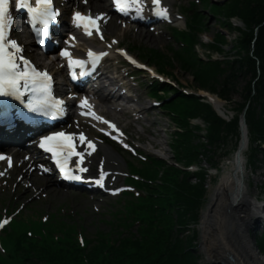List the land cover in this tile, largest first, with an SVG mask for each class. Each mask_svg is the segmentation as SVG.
<instances>
[{
    "label": "rangeland",
    "instance_id": "obj_1",
    "mask_svg": "<svg viewBox=\"0 0 264 264\" xmlns=\"http://www.w3.org/2000/svg\"><path fill=\"white\" fill-rule=\"evenodd\" d=\"M193 0H188L187 2L183 3L184 6H182V12L184 15H187L188 12L186 11L187 8L185 5H188ZM214 1L215 5L219 7V10H221L222 14H216V15H211L209 13V6L208 5H202L200 2V5L202 6L200 8V16H202L203 24H204V31H200V40L199 43L194 47L193 54L196 55V59L193 57L192 53L186 52V51H180L178 50L177 47L173 46L170 42L171 39V32L172 29H166L167 32H163V38L156 39V40H146L145 38H141L136 36H132L131 34L127 35V37L124 39L125 42H123L124 46L128 47V45L131 47L132 44H135L137 46H140L141 49H146L149 50L150 48L152 49H159L161 52L165 54V59L166 61H170V65L173 67H167L166 70L169 68V71L174 73V79H178V81L182 82L180 85L187 89L188 91L193 90V85L199 84V85H204L203 83H200L198 79L196 80V74H192V69L185 67L183 64L184 58H188L191 56L195 60H201V63L208 67L213 64V62H216V59L219 58V54L217 50L221 47L219 45L217 46L216 44L212 45L211 41L215 40V42L219 43L217 39L221 42V44L225 42H230L233 41L232 38L236 35V33L239 35V27L242 28V31L248 30L247 26L244 25L240 20L233 19L235 27L232 25L233 28L229 27L226 25L228 23L227 21L223 18L224 15L230 16L231 13L228 12V7H225L228 5V3H232L233 0H227L228 2L225 3V6L222 5L221 1L222 0H212ZM254 4V3H253ZM178 5V3L176 4ZM182 5V3H181ZM175 13H178V8H175L174 10ZM181 19V18H180ZM179 19V20H180ZM183 19V18H182ZM178 20V19H177ZM184 20V19H183ZM238 22V23H237ZM238 24V25H237ZM181 27L183 26L182 20L180 21ZM239 26V27H238ZM223 34L222 36L218 37L219 35ZM161 34V35H162ZM119 38L120 33L117 32L115 33ZM166 38V39H164ZM169 39V40H168ZM255 40V39H254ZM253 40V41H254ZM202 43V45L200 44ZM255 44V43H254ZM228 47L225 45L224 46V51ZM137 51V50H135ZM138 52V51H137ZM139 53V52H138ZM187 54V55H186ZM200 64V62L198 63ZM202 66V65H201ZM199 66V67H201ZM198 67V66H197ZM194 71V70H193ZM240 72V71H239ZM258 74H260V71L258 70ZM238 77H235L234 80L236 81L232 87L235 90V86H237V90L233 92L232 100L234 103L241 104L244 101V97L241 96L240 89L244 88L245 84H247L246 79L247 77L242 75V73L237 74ZM242 75V76H241ZM194 78V79H193ZM193 81L195 83H193ZM136 84V82H134ZM209 83V82H206ZM148 82L145 79L139 80V89H137V93L142 95L141 100L146 102L148 100L147 98V90L145 87L147 86ZM184 85V86H183ZM196 90H198L196 87H194ZM200 89H205L204 87H199ZM203 91V90H201ZM198 93V92H197ZM173 94H169L168 96H171ZM251 102V107L252 111L257 109V114L260 115L264 114V108H255L254 102ZM249 102V104H250ZM259 102H262V100H259ZM149 104H152V100H149ZM226 104V103H225ZM228 106H231L230 104H226ZM112 116L117 117L122 121V123L127 127V132L131 138H135L134 135L139 136L141 135L144 126L141 123L135 122L133 120H130L129 118H125L121 115V113H116L113 112ZM167 114L166 112H163L160 110V108H155L153 111L149 112V114H144V117L146 119H156L158 122L157 125L153 127L154 134L148 133L146 130L144 140L146 142H142V147L150 150L157 152L159 154H163L165 156H170V152L168 151V131L171 130L170 127V122L169 119L166 117ZM230 127H228L229 129ZM233 130V128H232ZM152 131V130H151ZM234 131V130H233ZM139 133V134H138ZM231 138V135L228 137V139ZM149 140V141H148ZM158 147V149H152L151 145ZM231 147V141L228 143V146L225 147V149ZM223 149V150H225ZM216 151V150H214ZM217 159L214 161L216 165H219L223 169V160L226 159L222 149H218L216 151ZM99 157H97L98 159ZM132 161H135V159L131 158ZM247 150H246V155H245V160L247 161V169H246V178L247 181L250 183V191H251V196L253 198L259 197L261 195L262 189L264 188V164L262 162L256 163V168L252 166V163L247 160ZM226 162V161H225ZM228 162V161H227ZM231 162V161H230ZM262 163V164H261ZM109 166L115 167L116 164L113 162H108L107 163ZM124 168L125 166L122 165ZM220 168V169H221ZM219 180V178H218ZM210 181H208L209 183ZM217 183L214 184H206L203 185L204 188L208 190V196L210 197V193L212 192L213 188L216 186ZM49 185H44L43 190L41 193L49 191ZM206 190H204L203 194L205 193ZM75 198H67V195L64 196L63 199L58 198L56 203H60L62 206L65 208V215L64 217L68 216V213H70L73 216V221H71V224L75 226L77 224L78 226H82L84 228V232L86 234V237L88 239H91L94 241V237L97 235V232L99 230L101 231H108L110 229V224L108 221H110L113 217V213L115 210L119 211L120 210V204L119 202H115L114 199L117 197H109V196H104L100 198H95L91 199L90 195L88 194H81V193H76ZM121 196V195H120ZM53 197V196H52ZM37 196L34 195H26L25 191L20 190V189H15L14 187L10 188L9 196L5 200L0 199V209L2 210V214L6 212L7 208L8 210H15L20 206V205H31L33 202L32 200H35ZM263 199V197H262ZM261 200V199H260ZM263 201V200H262ZM47 206L45 207V209ZM4 210V211H3ZM35 212V211H33ZM31 211H27V213H23V215L33 213ZM1 214V215H2ZM36 214H39L36 212ZM18 214L15 215V217ZM18 219H21L19 216ZM18 228L17 226V221H15V224L13 225V230L16 233V229ZM197 230L199 231V236L200 237V242H202V232L200 231V225L199 227H196ZM53 229V224L50 223V221H47V214H41V215H35L33 216L32 219L28 220V223L26 224L24 231L22 234H26V240L27 241H34L37 245L39 246H45L46 240H50L51 242L54 243V245H49L51 248H57V247H62V242H65L67 244L72 245L74 243V238L76 234L78 235L77 232H66L64 231L63 234H57L55 231H50ZM51 233L52 237L49 236V233ZM260 231V229H258ZM253 235V234H252ZM15 236H18L15 234ZM254 240V236L252 238ZM4 240V237H3ZM255 244V240H254ZM200 248V247H199ZM204 255V254H203ZM261 257H264V255L259 254ZM205 256V255H204ZM16 260H19L21 262V257L16 258Z\"/></svg>",
    "mask_w": 264,
    "mask_h": 264
},
{
    "label": "trees",
    "instance_id": "obj_2",
    "mask_svg": "<svg viewBox=\"0 0 264 264\" xmlns=\"http://www.w3.org/2000/svg\"><path fill=\"white\" fill-rule=\"evenodd\" d=\"M254 3V4H253ZM233 7V9H231ZM215 12H219V7H213ZM228 12L238 14L242 20L245 22L248 30L244 31L243 37L240 38L239 42L245 51V55L240 54V58L234 63H228L226 67L230 68L231 74L228 73L229 78L234 80V76L242 73V75H248V72L253 74V78L256 77V96L248 94H243L244 101L239 104V108L242 110L246 104L250 101L254 102L255 108H264V0H233L231 7L228 8ZM258 28L257 39L255 42V50L253 55L250 54V47L252 41L255 38V31ZM156 61L160 63H165L164 55H157ZM249 64L250 67H246ZM259 66V67H258ZM237 68V74L234 75L233 72ZM258 70L260 74H258ZM240 71V72H239ZM248 71V72H247ZM253 71H256L253 72ZM198 79L204 85L196 84L197 87H204L205 89L218 93L224 99H231V95L234 91L231 81H227L226 78H220L223 74V68L221 63L218 61L213 62L211 66L202 65L200 68H195L193 71ZM224 74L223 77H225ZM253 78L252 81H247L246 87L251 90L253 89ZM226 79V80H225ZM222 80H225L222 83ZM209 82V83H206ZM220 86V87H219ZM256 97V98H254ZM262 100V102H259ZM175 107H172V111L178 114H183L186 116V124H188L187 117H198L202 116L205 121L208 122L209 119L213 120L212 125H210L209 141L213 145H220L222 141L227 143L228 137L232 135L233 137H239L238 120L237 118L231 124H227L221 120L213 111L212 107L208 104L202 103L199 98L195 96H186L180 94L177 100L174 102ZM251 105V102H250ZM257 109L252 111V107L249 106L247 111V121L250 129V134L254 139V151L253 157H257L258 154L264 156V114L258 115ZM228 127H230L228 129ZM233 128V130H232ZM198 137L193 130H188L185 135H180V148L182 150L183 156L189 160L197 156L196 153H192L191 149L194 139ZM225 143V144H226ZM224 144V143H223ZM227 146V145H225ZM255 153V154H254ZM175 174L171 177L167 174L164 175L165 182H170L177 186V199L179 204L184 207L189 213H194L195 209L200 206L203 199V187L201 184H187L182 185L177 184L174 180ZM132 252V255L129 253ZM96 254V253H94ZM111 255L114 257L112 264H163V257L159 253H154L150 243L147 239L140 241V239L133 241L131 244L128 242H123L116 252L111 251ZM96 255H94L95 257ZM59 260L61 264H66L67 261H76L73 258H66L64 253L53 254L51 260ZM64 262V263H62ZM83 264V260L81 259ZM172 264H175L171 261ZM184 263V262H183ZM182 264V263H177Z\"/></svg>",
    "mask_w": 264,
    "mask_h": 264
},
{
    "label": "bare ground",
    "instance_id": "obj_3",
    "mask_svg": "<svg viewBox=\"0 0 264 264\" xmlns=\"http://www.w3.org/2000/svg\"><path fill=\"white\" fill-rule=\"evenodd\" d=\"M63 1V0H62ZM88 2L84 5L85 9L92 10L94 12H105L109 14V8L102 9L96 0H87ZM162 5L168 9L170 12V17L174 18L176 15L172 12V6L174 5V0H162ZM76 7H82L77 1L74 3ZM171 7V8H170ZM78 8H74L76 10ZM103 18V17H102ZM238 23V22H237ZM238 25V24H237ZM102 31L106 30H115L119 27H125L124 32H126L127 24L121 20L110 19L108 23L101 24ZM132 29L133 34L137 36H145L147 38H151L152 34L145 29L143 26H133ZM65 29H63L64 31ZM110 39V38H108ZM117 42V41H116ZM116 44V43H115ZM115 47V46H113ZM25 50L31 54V50L29 48H25ZM74 54L73 52H71ZM246 67H250L247 64ZM230 71L229 67H225L223 69L224 72ZM248 72V71H247ZM256 73V71H253ZM129 77H131V73H128ZM231 74V73H229ZM234 75L237 74V68L233 72ZM224 76V74H222ZM227 81H231L230 83L234 84L236 81L229 78L228 74L225 77ZM242 76V75H241ZM247 77L246 82L253 78V74L248 72V75H244ZM237 77V76H234ZM225 79V80H226ZM223 80V82L225 81ZM129 82L126 81V84ZM227 83V82H224ZM256 77L253 78V89L249 90L246 87L240 89L241 94H248L256 96ZM235 90H237V86H235ZM105 86L102 87V90ZM232 90V91H235ZM113 89H110V94L113 97L119 99V97L112 93ZM201 93L207 94L209 99L213 102V107L216 109L217 113L221 116V120L226 123L232 121V117L226 109L225 102L220 99L213 92L207 93L205 91H201ZM214 94V95H213ZM233 94V93H232ZM256 98V97H254ZM106 101V98L101 102ZM248 104V103H247ZM213 120L209 119L206 123V127L210 128ZM199 131L194 130V133L197 134ZM88 138L93 141L99 148H102L103 152L107 156V158L113 159V153L106 148L103 147L102 144L95 138L94 135L88 134ZM222 143H226L222 141ZM231 144H239L238 151L240 153H236L233 161L223 160V169L220 172L219 180L215 179L217 182L216 186L213 188L210 193V201L207 204L206 208L203 209L202 215V241H203V252L206 253L208 257H215L219 261H222V264H264V257L259 255V251L254 246L251 225L255 223L256 228H258L259 220L262 215L258 216V210L260 207L256 204L255 200L251 196L250 191V183L246 178L245 171V153L244 151L248 149V146L252 143L249 142V131L247 126L241 129V138L239 142L231 141ZM212 147H214L212 145ZM217 148V146H216ZM3 153H7L6 151L0 150V155ZM8 154V153H7ZM202 154H206L209 157V161L212 164L217 156L214 155L210 151H204ZM226 161V162H225ZM89 165H91V161H87ZM0 168L4 175L10 177V182L14 181V175H11V171L4 169V162L0 161ZM104 173L109 172L106 169H103ZM28 173L25 174L27 176ZM195 179V176H193ZM6 192V187L2 188V194ZM27 192L30 193V189L27 188ZM38 197V196H37ZM39 206H41L40 201L37 202ZM256 213V214H255ZM199 232V231H198ZM232 239V243L230 240ZM232 253L235 261H228L226 254Z\"/></svg>",
    "mask_w": 264,
    "mask_h": 264
},
{
    "label": "snow or ice",
    "instance_id": "obj_4",
    "mask_svg": "<svg viewBox=\"0 0 264 264\" xmlns=\"http://www.w3.org/2000/svg\"><path fill=\"white\" fill-rule=\"evenodd\" d=\"M133 3H139V0H131ZM37 7L32 6V0H18L16 3L17 9H27L32 14V20L34 22H42L45 29L50 25L59 13L53 10L52 0H35ZM115 3L119 5V10L124 11L128 6L129 0H115ZM153 3L157 6L155 15L162 18H168V9L161 7V0H153ZM12 0H0V97L4 98H15L16 100H23L24 96L31 90L32 100L28 103V108L34 113H41L44 116H52L53 111H63V101L54 102L52 97V77L47 71H38L32 63L27 60L23 55V48L17 42L16 39L10 38L11 27L13 20L10 18V6ZM140 12V9H137ZM141 18L143 15L141 14ZM74 19L83 23L85 29L91 25L96 27V20L99 17L93 19L92 17H86L80 12L74 13ZM33 25V26H34ZM91 35L89 31L87 33ZM103 38V37H101ZM88 55L94 57V61L100 60L107 53H100L96 55L94 52L89 51ZM61 56L69 57L70 66L85 67V61L73 60L69 52L62 51ZM131 60L132 58L129 57ZM23 62V64L20 63ZM133 64H136L135 60H132ZM143 67L142 65H138ZM87 103L86 100L81 101V107H84ZM84 113H82L83 115ZM92 116L98 121H102L108 124L111 128L116 130V126L111 124L109 121L104 120L102 117L96 115L94 112ZM79 142L87 145V148L91 151L88 153L91 155L92 152L96 151V146L93 141L83 133L79 134ZM40 147L46 148L47 151L53 153L56 157V163L60 166V170L64 173V176L68 180L79 181L82 179L80 175L74 174L68 170L66 165L68 159L71 156H79L81 162H83V155L81 152L76 151V144L74 143V136L66 134L64 132H57L53 135L46 136ZM128 147V145H125ZM5 157L0 155V160H4ZM48 171V169H44ZM81 172H87V168H80ZM106 174L101 169L100 177L95 181L98 185L103 186ZM9 223L8 219L0 221V229Z\"/></svg>",
    "mask_w": 264,
    "mask_h": 264
}]
</instances>
